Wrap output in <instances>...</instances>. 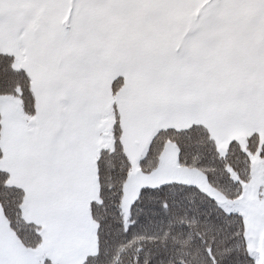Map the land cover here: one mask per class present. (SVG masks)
<instances>
[{
  "label": "snow or ice",
  "instance_id": "obj_1",
  "mask_svg": "<svg viewBox=\"0 0 264 264\" xmlns=\"http://www.w3.org/2000/svg\"><path fill=\"white\" fill-rule=\"evenodd\" d=\"M0 264H264V0H0Z\"/></svg>",
  "mask_w": 264,
  "mask_h": 264
}]
</instances>
